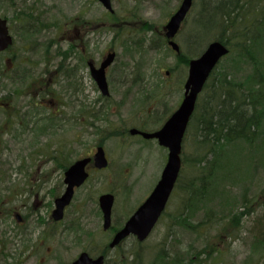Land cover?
<instances>
[{
	"label": "rangeland",
	"instance_id": "obj_1",
	"mask_svg": "<svg viewBox=\"0 0 264 264\" xmlns=\"http://www.w3.org/2000/svg\"><path fill=\"white\" fill-rule=\"evenodd\" d=\"M112 1L115 17H106V25L98 28L96 34L94 33V36H102L103 42L92 46L94 47L93 55L97 57L94 52L99 49L102 53L104 52L102 56L111 48L114 49L119 57L117 66L121 67L125 64L124 71L132 73V77L127 73H123L122 77L119 75V79L123 80V85L120 87L118 81H114L113 89H118L111 92L110 100L113 104L110 111L115 112L117 116L109 118V121L113 124L112 129L119 131L121 128L127 130L138 128L149 133L155 132L177 110L183 99V86L188 74L187 62L200 55L210 42L217 41L219 37L229 35L232 40H234L233 37L241 38L238 32L241 33L242 23L246 25L247 22L245 17L239 19L234 24L235 27L231 25L234 29H232L233 35L228 34L229 31L225 32V27L219 24L220 16L214 13L215 8L218 7L217 0H193L192 8L176 39L181 49V55L177 57L165 42L163 27L178 9L182 0ZM206 1L208 5L204 7ZM9 2L12 3V1ZM254 2H257L259 7L257 27L260 34L264 36V0H254ZM16 3L53 5L62 10L59 12L60 15H71L75 12V5H90L92 20H97L96 17L104 12L97 0H17ZM8 4V0H0V18L14 14H8ZM248 16H253L250 9ZM123 20L128 24L116 26L117 21ZM114 21L116 22L113 24ZM113 25L115 28H111ZM255 29V26L252 27L250 34L248 32L247 35H256ZM228 42L230 54L224 57L216 67L215 79L236 84L244 83L246 85L244 89L252 91L251 87L256 80L254 79L256 57L262 62L259 70L264 72V46L261 52L256 49L254 52L253 49L249 50L250 46L231 42L229 39ZM17 45L20 44L17 43ZM3 57L0 55V67L3 64ZM130 84L133 86L131 92L127 90V88L130 89ZM88 94L91 103L101 97L98 89L93 86ZM236 94L239 95V92L237 91ZM251 94L246 93L248 97H251ZM2 95L3 90L0 88V98ZM198 102V107L204 109L208 103V94L203 92ZM97 106L98 103L93 104L92 112H96ZM261 120L263 123L264 119ZM191 122L182 143L181 180H183V186L190 183L195 184L193 188L200 189L199 181L209 169L203 170L202 162L206 156H203L197 145L199 127H195ZM261 132L259 136H262ZM75 140L71 135L70 139L64 141L62 145L81 153L82 146L74 144ZM41 141L43 152L56 146L62 147L56 145L53 130L49 128L44 130ZM87 141L93 153L97 146L105 149L111 157L110 166L104 172L92 174L91 180L77 191L64 218L58 223H55L51 216L53 198L59 191L55 180L32 190L28 183L14 181L21 177L16 170L18 166L10 168L11 183L6 186L0 185V264H70L79 253L84 251L96 256L102 248L107 247L111 237V231L102 230L103 221L98 211L99 196L105 193L114 195L112 224L117 229L153 191L166 163L167 151L164 148L153 142H142L140 139L132 138L127 133L125 137H109L108 139L91 133ZM27 142V147L32 144L30 138ZM237 147L243 154L240 152L234 154L229 151L226 152L225 157L221 158V161H227V166L231 168L227 174L233 175V181H236L237 177L243 181L231 186L224 179L223 185L218 188L205 185L206 191H209L205 192V198L189 200L187 202L189 206H184V195L179 198L176 195L172 196L166 215L148 240L139 245L134 239H128L120 247L108 250L106 263L263 264L264 259L260 252L262 249L254 245L251 234L255 215L248 216L247 209L246 214L242 215V211L246 201L248 206H253L254 209L259 208L260 203L264 202V159L255 157L258 153L264 155V150L259 151L249 146ZM18 148L14 154L19 152ZM243 156H246V163ZM80 157L79 154L72 157L66 155L64 159L69 163L70 159ZM247 157H250L249 161ZM7 158L1 157L4 161L0 160V179L4 175L2 163L5 164ZM120 165H127V168L122 169ZM114 167L118 168V171L114 170ZM45 168H50V163L43 169ZM240 171L243 174L238 176ZM117 172L120 175L117 176L118 179L115 177ZM215 176L219 178L218 175L215 174ZM193 179L196 181L194 182ZM26 191L27 195L30 191L37 192L38 201L31 200L30 197L25 199ZM254 196L258 198H252ZM34 203H38V206L35 207ZM9 210H15L25 217L26 227L23 228L27 231H23L15 219L8 223ZM181 211L186 212V216H190L191 226L201 223L203 226L192 229L187 223L185 225L184 215H176ZM232 214L238 216V223L234 222L235 225L227 224L226 226L225 223ZM175 215L176 222L172 220ZM87 233L90 235L88 236ZM18 243L24 247L20 251H17ZM2 245L6 250L10 248L11 257L14 260L11 258L7 262L4 260ZM209 245L212 247L209 248ZM163 247L170 254L169 259H181L184 263H154ZM14 249L17 251L15 258Z\"/></svg>",
	"mask_w": 264,
	"mask_h": 264
},
{
	"label": "flooded vegetation",
	"instance_id": "obj_2",
	"mask_svg": "<svg viewBox=\"0 0 264 264\" xmlns=\"http://www.w3.org/2000/svg\"><path fill=\"white\" fill-rule=\"evenodd\" d=\"M9 1H12V3ZM16 2L17 0H8V14H14L6 15L5 18H2L6 20L8 33L12 38V44L3 52H0V55L4 56L2 58V67H0V88L3 90V95L0 98V148H2L0 149V160L2 162L4 161L1 159L2 156L8 157L6 163H2L4 175L0 179V185L6 186L11 183L10 168L16 165L18 166L16 170L23 179L18 177L14 181L28 183L32 190L55 180V185H57V188L59 187V191L53 198L52 216L56 208L55 201L64 194L67 188L65 181L66 172L77 161L88 159V163L84 169L87 175L86 180L79 187L74 188L72 200L64 209L65 215L74 201L77 191L91 180L92 174L104 172L110 166L111 157L102 146H97L94 153L90 149V144L87 140L91 133L104 139L118 136L125 137L127 133L132 138L140 139L142 142H153L159 147L160 145L156 139H145L141 135L132 134L131 132L132 130L146 132L143 129L131 128L127 130L126 128H121L119 131L118 129H112L113 124L109 121V118L117 116L115 112L110 111L113 104L110 100L111 92H115L114 90L118 89H113L114 81H118L119 87L122 86L123 80L119 79V75L122 77L123 73L126 74L127 72L124 71L125 64H122L121 67L117 66L116 62L119 57L114 49L111 48L103 56L102 54L104 52L102 53L99 49L97 52H94L98 57L96 59L97 57L93 55L94 47L92 46L94 44L99 45L103 42L101 39L102 36H94V33L96 34L98 28L106 25V17H115L112 0H110V10L97 0L99 5L104 9L103 14L96 17L97 20L91 19L90 5H75L74 13L71 15H60L59 12H62V10L53 5ZM123 24L127 25L128 23L125 20L117 21L116 26ZM181 26L173 39L166 38L165 26L163 27V37H165V42H167L169 47L170 40L176 42L178 45L176 39ZM111 28H115V26L113 25ZM17 43L20 45H17ZM172 52L177 57L180 56V46L179 53L174 50ZM109 55L113 56L110 65L105 69V79L109 94L103 95L92 77V71L100 69ZM188 64L189 61L187 62V70ZM127 75L132 77V73H127ZM92 86L98 89L101 96L93 103H91L88 94ZM132 88L133 86L130 84V89L127 88V90L131 92ZM96 103H98L96 112H92L94 108L93 104ZM118 105L119 103L117 102ZM47 128L53 130V138L57 141L56 145L62 147L56 146L53 149H47L43 152L41 138L44 130ZM71 135L76 139L74 144L80 145V147L82 146L81 153L63 147L62 143L68 141ZM28 138L32 140V144L27 147ZM17 147H19V152L14 154ZM99 148L103 149L107 161V165L104 168H98L95 163V155ZM76 154L81 155V157L70 159L69 163L65 161L64 157L66 155L72 157V155ZM43 156H45V159H43ZM49 163L50 168L43 169ZM120 166H122V169L127 168V165ZM116 167H114V170L116 169L118 171ZM117 176H120L119 173L115 176L116 179H118ZM175 190L176 187L156 227L166 215L168 204L172 196L176 194ZM111 195L114 198V202L111 210L110 226L107 229H104L103 213L98 202V211L103 221L102 230L104 232L111 231L109 243L96 256L92 255L91 252H86L91 258L103 256L104 264H108L106 263L108 261V250H114L120 247L128 239H134L137 244H143L153 233L142 242L136 236L129 235L123 238L116 246L110 248V244L115 236L121 231L130 216L137 210L129 216L122 226L115 229L116 227L114 228L112 224L115 197L113 194ZM27 197H30L31 200L38 201L39 195L37 192L33 193V191H30L27 195L26 191L24 198L26 199ZM34 206L37 207L38 203H34ZM7 214L8 219L10 218L7 220L8 223L15 219L18 221L20 228L26 227L25 217H22L15 210H9ZM54 222L58 223L59 221ZM23 231L27 230L23 228ZM87 235L89 236L90 234L87 233ZM4 248L3 246L4 260L6 262L10 258L14 260L11 257L12 252H10V248L8 250ZM22 248L24 247L19 244L17 251L22 250ZM14 251L15 254L13 255L15 258L17 251L16 249Z\"/></svg>",
	"mask_w": 264,
	"mask_h": 264
},
{
	"label": "trees",
	"instance_id": "obj_3",
	"mask_svg": "<svg viewBox=\"0 0 264 264\" xmlns=\"http://www.w3.org/2000/svg\"><path fill=\"white\" fill-rule=\"evenodd\" d=\"M217 1L218 7L215 8L214 13L220 16L221 21H219V24L225 27V32L229 31V33H227L233 35L232 31L234 30L233 27H235L234 24L243 17H245L244 19L247 22L246 25L242 23L241 33L238 32V34H241V38L233 37L234 40H232L229 35H226L225 37L217 38V41L227 46L230 44L228 42L229 39L231 42H237L240 44L242 43L244 45L250 46L249 50L253 49L254 51L256 49L258 52H261V49H263L262 46H264V36L260 34L257 27V14L259 10V7L257 6L258 3L254 2V0ZM207 5L208 3L206 1L204 3V7H207ZM249 9L252 12V17L248 16ZM207 10L206 12L208 13ZM231 25H233V27H231ZM254 26L256 27L255 30L257 31V34L252 36L247 35L248 32L250 34V29ZM259 34L261 35V37L259 36ZM236 39L240 41H237ZM256 58L257 60H254V69L256 70L254 79L256 78V80H254V83L251 87L252 91L244 89L246 86L244 83L236 84L226 80L218 81V79H215L214 72L212 73L210 79L207 81L204 87L203 92H206L208 94V103L206 104L204 109L199 108L198 105L196 106V110L191 119L192 122H190L195 127H199L197 145L202 151L203 156H206L202 162L203 170L209 169V171L207 174L203 175L202 179H200V189H198V187L196 189L193 188L195 184L192 185L190 183H186L185 186H183V180H181L182 174H180L176 184L175 195L178 198L181 195L185 196L184 206H189L187 203L189 200L191 201L192 199L200 198L204 199L205 192H209L206 191L205 185L216 186L218 188L219 186L223 185L224 179L227 180L228 183L231 184V186H234L233 184H238L243 181L239 177H237L236 181H233V175L230 176V174H227L229 173L231 168L227 166V161H221V158L223 156L225 157L226 152L231 151L234 154L240 152L241 154H243L242 151L237 149V146H242L243 148L249 146L252 149H258L259 151L264 150V122L262 123L261 120L264 119V72H261L259 70L261 69L262 62L258 57ZM237 91L239 92V95L236 94ZM247 92L252 93L251 97H248V95H246ZM196 112H198V115H196ZM260 132L262 133V136L258 135L260 134ZM261 137L262 139H260ZM263 156L264 155H262L261 153H258L255 157H262V159H264ZM245 159L246 156H243V160ZM247 160L249 161L250 157H247ZM244 162L246 163V160ZM256 162L258 161L256 160ZM215 174L218 175L219 178H217ZM242 174L243 172H238V176H241ZM193 181L195 182L196 179H193ZM225 198L228 199V197ZM252 198L255 199L258 197L254 196ZM263 205L264 202H261L259 207L260 212L258 213L259 208L254 209L253 206H248V202L246 201L244 202L245 208H243L242 215H245L247 212L248 216H250L251 214L255 215L251 234L254 238V245L257 248L262 249L260 250V252L264 259ZM246 209L247 211L245 213ZM180 214L184 215L185 225L187 223L192 229H199L203 226V223L191 226L189 224L190 216H186V212L184 211H181L176 215ZM176 215L172 219L175 220V222ZM234 222L238 223V216L232 214L228 217L225 225H235ZM228 235L231 236L232 233H228ZM211 247L212 245H209V248ZM160 250L162 252L157 256V260L154 261V263H184V261H182L181 259H169L170 254L168 253L166 248L163 247V249ZM211 250L213 251L214 249L212 248Z\"/></svg>",
	"mask_w": 264,
	"mask_h": 264
},
{
	"label": "water",
	"instance_id": "obj_4",
	"mask_svg": "<svg viewBox=\"0 0 264 264\" xmlns=\"http://www.w3.org/2000/svg\"><path fill=\"white\" fill-rule=\"evenodd\" d=\"M99 1L107 9H111L110 0ZM192 4L193 0H182L180 6L164 27L166 38H174ZM11 44L12 38L8 33L6 20L0 18V52L6 50ZM169 45L172 50L179 53V46L176 42L170 40ZM228 53V47L221 42L213 41L209 43L199 57L189 61L188 75L183 86V99L177 110L173 112L163 126L152 133L131 131L132 134H139L145 139H156L160 146L167 149V161L154 190L128 219L121 231L118 232L110 244V248L116 246L123 238L129 235L136 236L142 242L154 229L158 219L165 210L181 169L182 142L194 113L197 98L213 70ZM112 57V55H109L100 69L92 71V77L103 95L109 94L105 79V69L110 65ZM87 163L88 159L77 161L66 172L65 181L67 188L64 194L55 201L56 208L52 214L54 221L62 220L64 209L72 200L74 188L79 187L86 180L87 175L84 169ZM95 163L98 168H104L107 165L102 148H99L95 155ZM113 202L114 198L111 194H104L99 198V205L103 213L104 229L110 226ZM72 264H104V257L99 256L94 259L84 252Z\"/></svg>",
	"mask_w": 264,
	"mask_h": 264
}]
</instances>
